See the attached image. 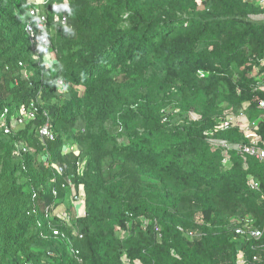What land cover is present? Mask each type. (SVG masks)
I'll return each mask as SVG.
<instances>
[{"label":"trees","instance_id":"16d2710c","mask_svg":"<svg viewBox=\"0 0 264 264\" xmlns=\"http://www.w3.org/2000/svg\"><path fill=\"white\" fill-rule=\"evenodd\" d=\"M53 2L67 23L48 16L56 63L46 67L32 60L24 32L30 5L0 0V118L38 106L34 120L0 134V264H233L239 250L264 264V238L235 232L244 218L264 226V161L213 142L247 143L237 127L218 128L224 107L242 110L264 140V8ZM47 118L52 141L37 134ZM20 142L30 150L16 155ZM68 180L85 194L71 227L44 216L47 206L71 211Z\"/></svg>","mask_w":264,"mask_h":264},{"label":"built area","instance_id":"2783aa9c","mask_svg":"<svg viewBox=\"0 0 264 264\" xmlns=\"http://www.w3.org/2000/svg\"><path fill=\"white\" fill-rule=\"evenodd\" d=\"M248 1L250 3H254L257 6L264 8V0H243ZM31 4V8L28 12V20L25 25V33L28 38L31 57L33 60H43L46 65H50L53 62L54 51L51 50V43L49 39V34L52 31V25L49 23L48 14L46 13L47 4L49 0H28ZM55 9V6H53ZM66 16L63 15H55L54 21L60 22L61 24L66 23ZM262 64V61H261ZM19 65L22 66L23 63L19 62ZM255 72L257 73V67H253ZM26 78H29L30 73L24 72ZM264 79V74L262 77ZM62 82L58 81V85H61ZM258 89L264 92V84H259ZM259 108L264 110V99L259 100ZM245 106L243 107V109ZM37 105L34 102L29 103L28 105H24L19 109V115L13 117L8 122L6 118L1 116L0 120V131L4 135H8L12 132L16 126L23 124L24 120L34 119L37 113ZM224 118L219 123L218 128L220 130L229 129L232 126L237 127L238 131L247 139V143L243 145H229L223 140L213 141L225 148H235L238 149L243 155L253 156L259 160L264 161V140L256 131V125L254 122L250 121L246 114L241 110L237 113H233L232 108L224 107L223 110ZM39 136L43 139L53 140L54 134L50 128V122L47 119L42 126L38 129ZM19 148L22 151H27V147L20 144ZM19 153V150L15 152ZM45 162V156L42 157ZM62 167H57L58 172H62ZM83 170V163L77 162V172L81 173ZM247 184L250 189L258 190L259 184L258 182L251 176L248 175ZM67 186L70 189L69 201L71 204V211L67 210L65 204H61L59 206H47L44 208V216L48 220L52 221L57 219L59 223L71 227L72 218H77L83 216L85 214V194L81 188L78 186L76 189L74 184L69 180L67 182ZM55 194V189L52 191ZM264 199V195L261 196ZM71 212V213H70ZM141 221L143 226H146L150 221L145 220L141 217ZM241 227H238L235 232L238 237L242 240H261L264 238V226L262 228L256 227L253 224L252 219L244 218L239 221ZM182 230V229H181ZM184 235L190 239L199 235V232L194 230L183 231ZM54 235H64L62 231L58 228H53ZM237 237V236H236ZM77 251H75V254ZM261 261L260 255H253L251 259L247 258L244 254L243 250H239L236 255L235 262L233 264H257ZM132 264H140L138 261H135Z\"/></svg>","mask_w":264,"mask_h":264},{"label":"clouds","instance_id":"9594fccd","mask_svg":"<svg viewBox=\"0 0 264 264\" xmlns=\"http://www.w3.org/2000/svg\"><path fill=\"white\" fill-rule=\"evenodd\" d=\"M27 1V3L30 5V7H29V10H30V8H31V4L28 2V0H26ZM39 1V0H38ZM50 2H51V0H49V2H48V4H47V9L44 7V9L46 10V13L48 14V16L51 14V15H63L64 13H61V14H57L55 11H57V9H58V5H57V3L56 2H53L52 3V5H50V7H49V4H50ZM53 6H55V9H53ZM29 10H28V12H29ZM65 15V14H64ZM66 16V15H65ZM66 18H67V16H66ZM27 20H28V14H27ZM53 20H54V17H53ZM27 22V21H26ZM56 22V21H55ZM58 23H60V22H58ZM66 23H67V19H66ZM65 23V24H66ZM61 24V23H60ZM65 24H61V25H65ZM25 25H26V23H25ZM25 25H24V32H25ZM52 32V31H51ZM51 32H50V34H51ZM26 34V33H25ZM50 34H49V39H50ZM27 36V35H26ZM28 39V38H27ZM50 43H51V40H50ZM30 47V46H29ZM51 50L52 51H54V57H53V62H52V64H50V65H46L45 63H44V61L42 60V62H43V64L46 66V67H50V66H52V65H54L55 63H56V50H53L52 49V46H51ZM30 54H31V50H30ZM32 58V57H31ZM33 60V59H32ZM41 60V59H40ZM34 61H39V60H34ZM19 64V63H18ZM23 66V65H22ZM26 72H28V73H31V72H29V71H26ZM58 81H61L62 82V84L61 85H58ZM29 84H31V83H29ZM56 85H57V89L59 90V91H61L62 89H63V85H64V83H63V81L62 80H60V79H58L57 80V82H56ZM31 102H34L35 104H36V102L35 101H30L29 103H31ZM29 103H27V104H24V105H28ZM24 105H22V106H24ZM37 105V104H36ZM22 106H20V107H22ZM37 108H38V106H37ZM20 109V108H19ZM37 112H38V110H37ZM37 114V113H36ZM19 115V110H18V114L17 115H15V116H13V117H16V116H18ZM12 117V118H13ZM36 117V116H35ZM35 119V118H34ZM34 119H25L24 120V122H23V124H21V125H18V126H16L14 129H16L17 127H19V126H22V125H24V123L27 121V120H34ZM48 120H49V118H47ZM46 119V120H47ZM0 120H1V118H0ZM45 120V121H46ZM10 120H8V122H9ZM49 122H50V120H49ZM44 124V123H43ZM43 124H41L40 126H42ZM39 126V127H40ZM39 127L37 128V134H38V136H39V133H38V129H39ZM50 128H51V123H50ZM14 129H12V131L14 130ZM12 133V132H11ZM0 134H3L2 133V131H0ZM54 134V133H53ZM4 135V134H3ZM40 137V136H39ZM41 138V137H40ZM54 138H55V135H54ZM41 139H43V138H41ZM48 140V139H47ZM54 140V139H53ZM49 141H52V140H49ZM20 144H22L23 146H25V147H27V151H29L30 150V148L28 147V146H26L23 142H20L19 143V145H18V148L14 151V154H16L15 152L16 151H18L19 150V153L18 154H20V153H22V152H27V151H22L20 148H19V146H20ZM72 150H73V152L75 153V154H78L79 153V149H78V147H77V145H75V146H73L72 147ZM62 152L63 153H67L68 152V146H63L62 147ZM18 154H16V155H18ZM44 157V156H43ZM41 160H42V162L44 163V164H47V156H45V162H44V160L41 158ZM77 162H80V164H82L83 163V168H84V164H85V162L84 161H80L79 159H77V161H76V171H77ZM57 167H62V169H64V167H65V165H57L55 168H56V171H57ZM58 172V171H57ZM58 173H63V170H62V172H58ZM77 173H79V172H77ZM83 173V170H82V172L81 173H79V174H82ZM69 181V180H68ZM74 184V183H73ZM62 186H65V187H68L67 186V183H65V184H63ZM75 186V185H74Z\"/></svg>","mask_w":264,"mask_h":264}]
</instances>
